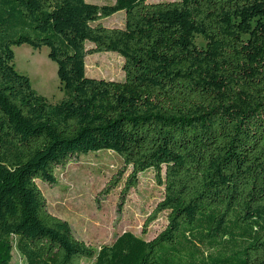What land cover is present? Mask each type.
<instances>
[{
	"label": "trees",
	"instance_id": "1",
	"mask_svg": "<svg viewBox=\"0 0 264 264\" xmlns=\"http://www.w3.org/2000/svg\"><path fill=\"white\" fill-rule=\"evenodd\" d=\"M122 10L124 27L104 25ZM22 44L49 46L62 100L16 69ZM104 51L124 80L87 75ZM103 149L132 168L124 194L155 170L154 238L96 248L49 211L38 180ZM15 250L25 264H264V0H0V264Z\"/></svg>",
	"mask_w": 264,
	"mask_h": 264
},
{
	"label": "rangeland",
	"instance_id": "2",
	"mask_svg": "<svg viewBox=\"0 0 264 264\" xmlns=\"http://www.w3.org/2000/svg\"><path fill=\"white\" fill-rule=\"evenodd\" d=\"M114 1L88 0L99 4H112ZM103 20L107 27H124L126 12L118 11ZM196 42L200 46L205 45L200 35L196 36ZM92 47L93 44L88 43V48ZM13 49L16 69L31 78L33 87L40 94L50 102H59L66 96L58 77V64L49 57V46L35 49L29 44H22ZM86 64V72L90 77L124 80V58L118 52L89 54ZM131 169L114 151H90L74 156L65 166L58 167L56 184L50 185L41 180H38V184L47 198L49 211L68 220L75 234L96 248L111 243L118 234L127 230L152 239L165 228L167 212H162L150 224L146 234L143 233V225L163 199L164 186L157 183L155 170L149 169L140 173L137 186L124 194ZM121 171L120 181L114 183V177ZM12 264H25L16 250ZM83 264L93 262L87 259Z\"/></svg>",
	"mask_w": 264,
	"mask_h": 264
},
{
	"label": "crops",
	"instance_id": "3",
	"mask_svg": "<svg viewBox=\"0 0 264 264\" xmlns=\"http://www.w3.org/2000/svg\"><path fill=\"white\" fill-rule=\"evenodd\" d=\"M98 4H99V3H98ZM102 22H103V23H105V21H104V20H103ZM83 262H84V261H83Z\"/></svg>",
	"mask_w": 264,
	"mask_h": 264
}]
</instances>
